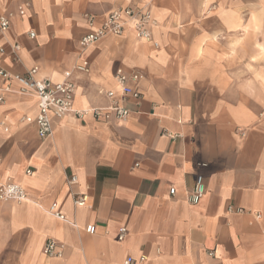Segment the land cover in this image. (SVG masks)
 Instances as JSON below:
<instances>
[{
	"label": "crops",
	"instance_id": "1",
	"mask_svg": "<svg viewBox=\"0 0 264 264\" xmlns=\"http://www.w3.org/2000/svg\"><path fill=\"white\" fill-rule=\"evenodd\" d=\"M123 7L150 11V41L128 29L79 46L86 16L99 25ZM2 13H13L0 34L5 72L37 67V78L59 82L71 71L76 110L107 107L118 69L142 76V97L127 102L125 122L51 117L40 139L21 121L36 116V99L0 92V184L28 197L0 201V264H264V0H0ZM80 61L87 73L73 71ZM198 176L205 191L191 205ZM52 204L69 223L47 212ZM48 239L62 244L60 258L43 254Z\"/></svg>",
	"mask_w": 264,
	"mask_h": 264
},
{
	"label": "built area",
	"instance_id": "2",
	"mask_svg": "<svg viewBox=\"0 0 264 264\" xmlns=\"http://www.w3.org/2000/svg\"><path fill=\"white\" fill-rule=\"evenodd\" d=\"M28 3L20 4L17 7L19 16H23ZM13 13L0 14V34H4L10 27V21ZM90 31L79 40L81 48H87L104 37L122 36L126 30H131L134 37L142 41L151 40V29L156 25L150 11L144 7H123L112 10L99 25H96L94 16H86ZM28 37H35L33 32H28ZM155 48L158 44L153 43ZM10 54L12 61L18 62L19 45L10 46ZM0 53H4V49L0 48ZM73 71L80 73L88 72V63L80 61L73 67ZM38 68L33 67L22 74H9L5 72L0 65V78L6 82V85L0 89L1 94H15L22 96H30L36 99L38 112L35 117H22L21 121L25 123H34L37 127V135L40 139H46L52 134L51 117L58 119L64 118L68 114H72L76 119L92 117L95 120H102L107 124L125 122L128 117L134 113L127 107L128 101L139 103L142 95L135 88V84L140 81L142 76L138 73H126L122 69H118L113 81L115 87L106 91V97L109 104L105 108H89L76 110L73 108V100L76 95V86L70 80L71 71L66 72L65 78L59 82H52L46 78H37ZM0 104H4V98L0 95ZM29 173V172H27ZM76 177H71L68 185H74ZM204 184L201 176L196 178L194 186L186 192L187 203L196 205L200 202L204 195ZM175 189L169 190L170 195H174ZM0 201L15 203H23L28 201L27 194L21 185L13 183L0 184ZM72 203L74 207H84L87 203L85 195H72ZM231 211V209H230ZM239 211V210H238ZM53 217L69 223L60 213L57 212L55 204H52L47 211ZM73 225V223H70ZM85 232L88 235L95 234V226L87 225ZM127 235V229L121 227L118 230L117 241L122 242ZM62 244L48 239L43 247V254L51 258H60L62 256ZM211 254V253H210ZM145 261L144 257L139 258L138 262ZM122 264H135V260L127 257Z\"/></svg>",
	"mask_w": 264,
	"mask_h": 264
},
{
	"label": "rangeland",
	"instance_id": "3",
	"mask_svg": "<svg viewBox=\"0 0 264 264\" xmlns=\"http://www.w3.org/2000/svg\"><path fill=\"white\" fill-rule=\"evenodd\" d=\"M253 35H254V34H253ZM250 36H251V35H247V36H246V39L248 40V39L250 38ZM242 39H243V38H242ZM238 46H240V47L242 46V47L245 48V47H246V43H245V41H243V40H242V42L240 41L239 44H238ZM237 56H238V58H239V57H242L241 54H240V55H237ZM243 68L245 69V67H237V71H238V73H239V72H240V73H245V71H244ZM252 70H253V69H252ZM252 70H251V71H252Z\"/></svg>",
	"mask_w": 264,
	"mask_h": 264
},
{
	"label": "bare ground",
	"instance_id": "4",
	"mask_svg": "<svg viewBox=\"0 0 264 264\" xmlns=\"http://www.w3.org/2000/svg\"><path fill=\"white\" fill-rule=\"evenodd\" d=\"M260 57V56H259Z\"/></svg>",
	"mask_w": 264,
	"mask_h": 264
}]
</instances>
